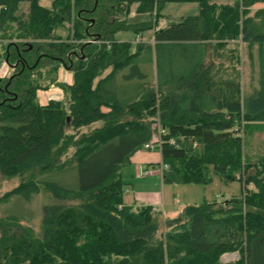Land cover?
Here are the masks:
<instances>
[{"label":"trees","instance_id":"obj_1","mask_svg":"<svg viewBox=\"0 0 264 264\" xmlns=\"http://www.w3.org/2000/svg\"><path fill=\"white\" fill-rule=\"evenodd\" d=\"M39 1L0 0V66L15 65L0 78V174L19 179L0 201L43 191L54 202L39 232L20 215L0 216V264H264V158L246 156L244 137L248 124L264 123V9L249 11L258 0ZM168 2H198L200 13L158 28ZM135 4L152 19L129 22ZM146 30L154 43L134 52L115 40ZM243 47L260 69L249 95ZM139 62L154 66L155 85ZM62 66L72 85L58 82ZM53 84L65 99L40 105L37 92ZM154 124L164 184L217 175L240 182V195L186 205L174 218L125 204L122 168L152 143ZM73 169L77 186L40 180ZM231 253L239 259L222 263Z\"/></svg>","mask_w":264,"mask_h":264},{"label":"rangeland","instance_id":"obj_2","mask_svg":"<svg viewBox=\"0 0 264 264\" xmlns=\"http://www.w3.org/2000/svg\"><path fill=\"white\" fill-rule=\"evenodd\" d=\"M237 0H216L218 4L232 5ZM42 4L50 2L49 0H40ZM27 3H22L20 12L26 11ZM137 4L133 5L135 14L129 16V22L135 24L140 22H147L152 19V16L148 13H137ZM136 8V9H135ZM264 9V3L261 0L255 2L251 8H249L250 15H254L257 11ZM133 11V10H132ZM200 13V6L198 2H168L165 4L161 11V18L159 21V27L165 28L173 23H178L182 18L189 16H196ZM162 23V25H160ZM158 27V28H159ZM153 30H146L142 33V36H136L132 31H120L115 35L117 41H127L132 43V51L138 43L152 45L154 43ZM138 67L141 73L148 75L147 82L150 86L155 85L154 81V69L153 65L149 63L139 62ZM11 68V67H10ZM241 80L243 85V95L251 94L259 86L260 80V69L257 58L254 62L248 57V52L245 47L242 49L241 56ZM6 72V76L4 74ZM12 69L9 70L7 65L3 63L0 66V78H8V75L12 74ZM10 77V76H9ZM57 86L53 84L50 88ZM58 87V86H57ZM49 88V89H50ZM46 91V90H40ZM64 94V92H63ZM46 95V94H42ZM65 99L62 98L63 101ZM55 100V99H54ZM39 102V101H38ZM40 104V103H39ZM158 126L154 124V136L152 143L158 140ZM245 137V152L246 156L251 158L261 157L264 158V123H252L247 125V132L244 134ZM152 150L141 149L136 153L148 154L154 163V168L151 166H143V169L155 170L156 175L144 178H137L135 173V167L131 165L125 166L123 177H126L123 182L125 183L123 188V199L124 201L140 197H148L149 193H156L158 202L154 205V209H157L163 213L165 218H172L177 216L183 209L184 206L189 204H201L205 201L223 200L229 199L233 196H238L241 193V183L238 181L224 184L217 175H213V180L210 184H162L160 167L163 166L161 162V155L158 146L155 144ZM134 155H137V154ZM132 167V168H131ZM132 176L137 178L135 181L132 180ZM41 181L58 183L64 186H77V173L75 169L67 170L63 173H57L52 175H45L40 178ZM131 180V181H130ZM19 179L13 177H6L0 174V197L7 192L13 190L18 186ZM131 184V185H130ZM134 186V187H133ZM133 187V188H132ZM142 189V190H141ZM143 191V192H141ZM150 199L144 201L139 200L145 205L152 204ZM54 202L53 197L46 192H40L39 194L33 195L29 200L21 196L13 197L8 203L0 201V216L4 215H20L22 216V223L33 228L36 232L41 229V219L43 208ZM153 208V207H152ZM233 255L224 254L221 257L222 263H233L239 259L237 253H231ZM228 255V256H226ZM226 256V257H225Z\"/></svg>","mask_w":264,"mask_h":264},{"label":"crops","instance_id":"obj_3","mask_svg":"<svg viewBox=\"0 0 264 264\" xmlns=\"http://www.w3.org/2000/svg\"><path fill=\"white\" fill-rule=\"evenodd\" d=\"M49 1L50 2H46V4L40 3V5L43 6V7H46V8H50L52 6V2L54 0H49ZM132 10L133 11L130 14V16H133L135 14L134 9H132ZM162 23L163 22H161L160 25H162ZM159 28H161V27H159ZM153 39H154V36H153ZM7 66L9 68V70H10L11 69L10 66L9 65H7ZM153 69H154V78H155L156 75H155V68H154V66H153ZM154 81H155V79H154ZM58 82L59 83H66L68 85H72L74 83L73 73L70 70L66 69L65 66L60 67L59 70H58ZM42 94H46V95H42ZM62 98H64L63 90L60 87H57V86H54V88H50V89H48L46 91H40L39 90L37 92V99H38L40 105H42V106L47 105L49 103V101H51V100H54V99L55 100H61ZM136 154L137 155H133L132 156L131 161H130V164H129V167L131 165H133L135 167V173H136L137 178H144V177H150V176L156 175L157 172L154 169H153V173L151 175H143L142 174L145 170L148 169V168L143 169V166H146V164H147V166H151L152 168H154V163H153L152 158L148 154H145V153H136ZM123 173H124V169L121 171L122 180H124L126 178V177H123L124 176ZM137 178H135L134 176H132L131 179L135 181ZM161 182H162V184H164L163 183V180H162V175H161ZM141 192H143V191H141ZM149 194H150V196H148V197H140V196H137L136 199H134V196H133V199H131L130 201L126 200L124 202H125V204L132 205L134 207L151 206V207H153V210L159 211L157 209H154V205H157V202H158V198L156 196L157 194L156 193H149ZM141 199H143L144 201L150 199L149 201H151L152 204L145 205L144 204L145 202L142 203V202L139 201ZM159 212H161V211H159ZM172 218H174V217H172Z\"/></svg>","mask_w":264,"mask_h":264},{"label":"built area","instance_id":"obj_4","mask_svg":"<svg viewBox=\"0 0 264 264\" xmlns=\"http://www.w3.org/2000/svg\"><path fill=\"white\" fill-rule=\"evenodd\" d=\"M90 43H98V41H89ZM3 46H2V43H0V52L1 53H3ZM3 64L4 65H9L5 60L3 61ZM10 66V65H9ZM5 74V76H6V72L4 73ZM10 76V74L8 75V77ZM165 133V128L163 127V126H160L159 127V139H160V135H162V134H164ZM154 143H147V144H145V146H144V149H147V150H152L153 148H154V145H153ZM157 146V145H156ZM165 168H167V165H163V166H161L160 167V173H162V171H163V169H165ZM153 173V170H149V169H147V170H145L142 174L143 175H151ZM122 209V206H120L119 207V210H121ZM229 255H233V254H229ZM226 256H228V255H226ZM225 256V257H226Z\"/></svg>","mask_w":264,"mask_h":264},{"label":"flooded vegetation","instance_id":"obj_5","mask_svg":"<svg viewBox=\"0 0 264 264\" xmlns=\"http://www.w3.org/2000/svg\"><path fill=\"white\" fill-rule=\"evenodd\" d=\"M14 66H15V65H13V66H12V65H10V67H11V69H12L13 73H14V70H15V67H14ZM13 73H12V74H13ZM12 74H11V75H12ZM11 75H10V76H11Z\"/></svg>","mask_w":264,"mask_h":264},{"label":"water","instance_id":"obj_6","mask_svg":"<svg viewBox=\"0 0 264 264\" xmlns=\"http://www.w3.org/2000/svg\"><path fill=\"white\" fill-rule=\"evenodd\" d=\"M7 62V61H6ZM15 67V66H14ZM11 78V77H10Z\"/></svg>","mask_w":264,"mask_h":264},{"label":"bare ground","instance_id":"obj_7","mask_svg":"<svg viewBox=\"0 0 264 264\" xmlns=\"http://www.w3.org/2000/svg\"><path fill=\"white\" fill-rule=\"evenodd\" d=\"M260 162V161H259Z\"/></svg>","mask_w":264,"mask_h":264}]
</instances>
